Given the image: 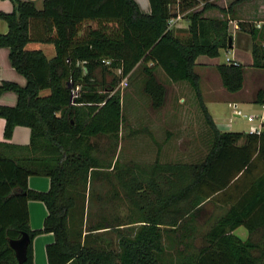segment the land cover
<instances>
[{"label": "trees", "instance_id": "16d2710c", "mask_svg": "<svg viewBox=\"0 0 264 264\" xmlns=\"http://www.w3.org/2000/svg\"><path fill=\"white\" fill-rule=\"evenodd\" d=\"M10 1L13 10L0 12L7 25L0 47L8 49L11 66L26 82H0V94L11 91L17 96L14 106L0 105V117L5 140L15 126L28 127L30 140L24 146L0 141V264H33L32 240L43 232L54 235L45 248L48 264H264V131L218 130L194 70L198 56L216 57L232 39L228 20L202 17L214 5L208 0H148L150 13L144 14L135 0H43L42 9L32 1ZM201 2L202 8L194 11ZM178 12L188 20L186 39L176 37L167 24ZM238 24L252 40L250 66L263 69L264 27L248 21ZM31 41L52 44L54 56L48 59L41 50L25 49ZM137 65L142 68V92L154 109L167 97L157 68L170 82H187L214 139L200 164L171 167L176 173L190 170V181L172 193L175 205L169 221L162 212L158 218L145 213L136 227H121L124 223L115 213L123 190L121 170L112 165L117 173L110 178L107 169L113 161L103 157L107 149L92 139L114 138L109 149L116 152L123 121L118 84ZM113 69L119 75L109 82L98 79L96 73L103 77ZM215 69L227 92L242 88L243 64L219 63ZM77 86L72 103L71 89ZM258 94L261 103L264 90ZM162 168L166 166L153 165L150 177ZM31 175L49 177V190L30 189ZM113 180L109 194L106 184ZM220 196L229 208L204 232L197 230L194 222L203 203L220 201ZM29 200L46 206L41 229L29 226ZM184 202L190 211L182 222L186 211L178 204ZM239 226L247 229L246 240L233 234ZM109 231L116 237L113 246L102 242L101 235ZM22 233L29 243L26 260L18 263L9 241Z\"/></svg>", "mask_w": 264, "mask_h": 264}, {"label": "rangeland", "instance_id": "374dc122", "mask_svg": "<svg viewBox=\"0 0 264 264\" xmlns=\"http://www.w3.org/2000/svg\"><path fill=\"white\" fill-rule=\"evenodd\" d=\"M209 1L215 2L216 0ZM258 1L264 3V0ZM256 21H264V17ZM228 27L232 31V25L228 24ZM232 55L231 48L220 49L216 57L200 55L197 61L199 63H226L227 58L232 60ZM248 56L245 49L237 50V57L241 58L242 62H245ZM245 67V70L249 68ZM217 75L215 69L210 68L208 73L205 69L203 76L206 79L203 78V81L206 82L207 87L219 86L218 81L220 80H217ZM139 78V75L135 74L131 81L129 79L127 86L122 87L120 83L118 84L123 121L119 141L120 155L113 163V167L116 166L121 170L118 172L123 183L121 200L118 211L115 213L130 227H136L139 224L138 220L142 219L145 213H151L152 217L158 218L162 212L165 221L170 220L168 214L172 212L175 205L174 201L170 200L172 193L178 192L182 187L186 188L190 181L188 178L190 170L187 175L184 172L176 173L171 167L200 164L211 151L214 139V131L206 124L205 116L196 97L194 98L192 88L188 86L186 90L181 86L172 91L167 89L164 105L154 109L139 89ZM261 80L264 84V73H262ZM203 81H201V86ZM254 81L256 79L248 75L245 86L252 87ZM202 89L205 91L202 99L218 130L247 132L249 124L245 115L258 112V106L252 104L234 107L232 103L228 106L216 100V97L208 92L206 93L205 87L202 86ZM186 91L187 94H185ZM182 97L185 100L179 102ZM233 109H239L241 115L235 117L232 114ZM155 164L166 166V168L156 170L150 177L152 166ZM115 173L117 169L111 170L112 178ZM143 194H146V197H143ZM184 196L181 194L179 198L182 199ZM163 199L164 202L167 199L164 210L161 208L164 203ZM184 203L178 204L181 211H186L182 215V222L187 219L188 211H190L187 202ZM109 238L106 237L107 240Z\"/></svg>", "mask_w": 264, "mask_h": 264}, {"label": "crops", "instance_id": "0c3cea01", "mask_svg": "<svg viewBox=\"0 0 264 264\" xmlns=\"http://www.w3.org/2000/svg\"><path fill=\"white\" fill-rule=\"evenodd\" d=\"M136 3L139 6V9L144 14L150 13V5L148 0H135ZM37 9H42L43 6V0H34L32 1ZM211 4L214 6L212 8L206 9L202 12V17L206 18H225L228 20V24L232 25V60L236 61L237 63L243 64L245 66H248L249 68L244 71V80H243V86L242 88L235 92L230 93L227 92L222 84L221 81H218L219 86H215V88L209 86L207 87L206 82L203 81V78L206 79L205 76V69L208 71L211 69H215V63L213 62H203L199 63L196 59V65L194 67L195 72L199 75V85L201 94L203 97V94L205 95V91H203L202 86L205 87L206 93L211 94L213 97H216V100L221 101L222 103H226L228 106L232 105L234 107L239 106H247L255 104L258 106V98H259V91L264 90L263 83L261 82L262 73H264L263 69H254L250 65L252 63V55H251V37L248 32L246 31H234L233 24L235 21H248V22H261L256 21L260 18L264 17V3L258 0H216L215 2H211L208 0ZM203 6V2H201L197 7L194 8L195 10H200ZM221 9H225L227 12H223ZM13 10V4L10 0H0V12H11ZM173 30V33L176 37L180 39H186L188 37V20L185 14L181 15V18L179 20H176L174 24L170 27ZM229 28V27H228ZM7 31V25L3 20H0V34H3ZM239 48L245 49L246 52H248L249 56L248 59L245 62H242L241 58L237 57V50ZM25 49L27 50H41L44 55L50 59L54 56L55 50L54 46L50 43L46 42H40V41H31L28 42L25 45ZM8 49L5 47H0V82L1 81H12L17 83L20 86L25 85L26 79L23 75L18 73L10 64L9 57H8ZM199 57V56H198ZM197 57V58H198ZM234 57V58H233ZM151 63H148L150 65ZM206 66V67H203ZM199 68V70H197ZM246 68V67H245ZM216 70V69H215ZM139 75V89L142 92V83H143V74H142V68L135 66L133 69V72L131 75H127L123 79H126L127 85L129 82V79L131 81V78L135 75ZM98 75V79L106 80L107 82L110 81L111 77L113 75H119L118 69H113L112 73H106L105 76L102 77V75L96 73ZM248 75H252L256 81H254V84L252 87H246L245 86V80ZM156 76L160 82H162L167 89L172 91L173 89H177L178 87H183L187 90V87L191 86L185 82V81H178V82H170L166 76V74L161 70L160 68L156 69ZM122 79V80H123ZM208 79V78H207ZM121 80V81H122ZM217 80H220L219 75H217ZM120 81V82H121ZM201 81H203V84L201 86ZM119 82V83H120ZM192 90V89H191ZM47 90L43 91V94H47ZM193 94L194 91L192 90ZM143 93V92H142ZM187 94V91L186 93ZM178 95V94H177ZM176 96V94H175ZM185 97V95H183ZM177 97V96H176ZM195 98V96H194ZM185 100L183 97L179 100L183 101ZM17 101V96L14 92L7 91L2 94H0V105L5 106H14ZM206 106V105H205ZM152 107V106H151ZM235 110L239 109H233L232 114ZM213 118V117H212ZM4 124L5 121L3 118L0 117V141H4L6 143H9L10 145L15 146H24L29 143L30 140V129L26 126H15L13 129V133L11 135V138L8 140H5L3 136V130H4ZM121 130H122V124H121ZM120 130V134H121ZM119 134V139L117 140V149L116 152L113 153L111 149H109L110 146L114 147V144L116 141H114V138L107 137V136H101L99 138H93L92 140L99 143V145L107 149L106 153H103V157L110 161L112 160L114 163L115 160L119 158V141L121 135ZM112 165L107 169L108 172H110V178H112L111 170ZM114 183V180L106 184L109 188L108 192L109 194H112V189L110 188V185ZM27 186L30 189L40 191V192H46L50 188V179L46 176H34L31 175L27 178ZM106 188V190L108 189ZM121 196V192H120ZM225 196H220L218 199L220 201L215 200H206L203 203V209L201 213L199 214L198 218L194 222V225L197 230L204 232L210 223L220 216L222 213L225 212L226 209L229 208L230 204L229 202H224ZM223 199V200H221ZM110 208V207H109ZM27 210L29 215V226L31 229H41L43 226L44 219L47 215V209L45 204L42 201L39 200H29L27 202ZM121 219V218H120ZM122 221V219H121ZM124 223V222H123ZM128 224L124 223L121 227H127ZM104 234L101 235L102 242L107 246H113L116 242L115 234L111 231L109 232H103ZM233 234H235L237 237H239L241 240H246L249 236L248 231L245 227L239 226L233 230ZM111 235V236H110ZM106 237H110L108 240ZM54 241V235L52 232H43L35 235V237L32 240V254H33V264H48L47 256L45 252L46 245L52 243Z\"/></svg>", "mask_w": 264, "mask_h": 264}, {"label": "built area", "instance_id": "2783aa9c", "mask_svg": "<svg viewBox=\"0 0 264 264\" xmlns=\"http://www.w3.org/2000/svg\"><path fill=\"white\" fill-rule=\"evenodd\" d=\"M23 1H34V0H23ZM181 15L182 14L178 12L175 17L168 19V21H167L168 27H171L176 20H179L181 18ZM254 24L257 28L264 27V21L254 22ZM233 29H234V31L239 30V24L237 21L234 22ZM102 62L104 64H109V60H102ZM226 63L227 64H234V65L238 64L236 61H233L229 58L226 59ZM120 84L122 87L127 86L126 79H123L120 82ZM78 90H79L78 86L71 89V102L72 103H74V99L78 96ZM258 109L259 110L256 113H251V114L245 115L246 121L249 124V128L247 130L248 133L259 134V133L264 131V101L258 104ZM233 115L235 117L240 116L241 115L240 110H235L233 112Z\"/></svg>", "mask_w": 264, "mask_h": 264}, {"label": "water", "instance_id": "95a60500", "mask_svg": "<svg viewBox=\"0 0 264 264\" xmlns=\"http://www.w3.org/2000/svg\"><path fill=\"white\" fill-rule=\"evenodd\" d=\"M232 47V39H228V48ZM29 243V237L27 233H22L17 239H12L9 241L11 248L14 251L16 260L18 263H23L26 260L27 246Z\"/></svg>", "mask_w": 264, "mask_h": 264}]
</instances>
